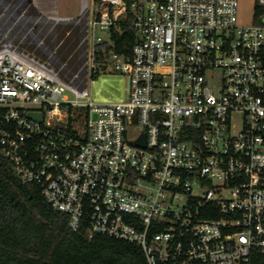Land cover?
Returning <instances> with one entry per match:
<instances>
[{
  "label": "built area",
  "instance_id": "obj_1",
  "mask_svg": "<svg viewBox=\"0 0 264 264\" xmlns=\"http://www.w3.org/2000/svg\"><path fill=\"white\" fill-rule=\"evenodd\" d=\"M91 14L82 85L0 44L1 153L73 231L148 264H264V0L250 23L239 0H99ZM128 27L126 55L111 33ZM97 74L124 85L91 95Z\"/></svg>",
  "mask_w": 264,
  "mask_h": 264
},
{
  "label": "trees",
  "instance_id": "obj_2",
  "mask_svg": "<svg viewBox=\"0 0 264 264\" xmlns=\"http://www.w3.org/2000/svg\"><path fill=\"white\" fill-rule=\"evenodd\" d=\"M98 2L99 0H94ZM112 48L129 55L136 32L112 30ZM109 49L108 41L97 45ZM98 74L93 79H97ZM0 264H148L143 250L86 230L73 231L36 186H28L0 151Z\"/></svg>",
  "mask_w": 264,
  "mask_h": 264
},
{
  "label": "rangeland",
  "instance_id": "obj_3",
  "mask_svg": "<svg viewBox=\"0 0 264 264\" xmlns=\"http://www.w3.org/2000/svg\"><path fill=\"white\" fill-rule=\"evenodd\" d=\"M256 0H239L241 23L252 21ZM98 12L94 0H0V44L9 42L19 49L48 61L63 79L78 85L84 83V70L93 32L89 22ZM98 33H104L97 31ZM124 85L111 76L92 80L86 85L92 95L102 90L106 95L109 85Z\"/></svg>",
  "mask_w": 264,
  "mask_h": 264
},
{
  "label": "water",
  "instance_id": "obj_4",
  "mask_svg": "<svg viewBox=\"0 0 264 264\" xmlns=\"http://www.w3.org/2000/svg\"><path fill=\"white\" fill-rule=\"evenodd\" d=\"M29 116L32 117V118H34V119H37L39 121H42V119H43V116H42L41 113L30 112L29 113ZM136 143L139 144V145L144 146L145 145V139H144V137L140 138Z\"/></svg>",
  "mask_w": 264,
  "mask_h": 264
}]
</instances>
